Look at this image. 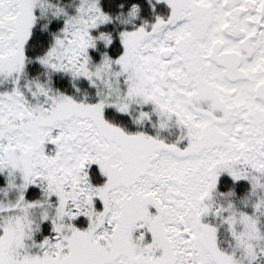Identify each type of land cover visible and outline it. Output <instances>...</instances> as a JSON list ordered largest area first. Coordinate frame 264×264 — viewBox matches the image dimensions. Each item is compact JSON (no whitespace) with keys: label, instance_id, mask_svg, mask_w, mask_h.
Wrapping results in <instances>:
<instances>
[{"label":"snow or ice","instance_id":"6c2138e0","mask_svg":"<svg viewBox=\"0 0 264 264\" xmlns=\"http://www.w3.org/2000/svg\"><path fill=\"white\" fill-rule=\"evenodd\" d=\"M0 264H264V0H0Z\"/></svg>","mask_w":264,"mask_h":264}]
</instances>
